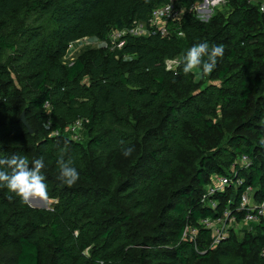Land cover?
Listing matches in <instances>:
<instances>
[{
  "label": "trees",
  "instance_id": "trees-1",
  "mask_svg": "<svg viewBox=\"0 0 264 264\" xmlns=\"http://www.w3.org/2000/svg\"><path fill=\"white\" fill-rule=\"evenodd\" d=\"M169 1L0 0V158H43L56 201L35 208L0 189V264H264V219L215 247L201 223L227 206L240 222L248 187L264 200V0L187 12L164 36L132 32ZM123 31L121 48L64 59L79 39ZM204 41L224 49L212 73L166 69ZM61 154L80 173L71 187ZM219 174L243 183L213 208L203 199Z\"/></svg>",
  "mask_w": 264,
  "mask_h": 264
},
{
  "label": "built area",
  "instance_id": "built-area-1",
  "mask_svg": "<svg viewBox=\"0 0 264 264\" xmlns=\"http://www.w3.org/2000/svg\"><path fill=\"white\" fill-rule=\"evenodd\" d=\"M187 1L188 0H170L165 4L154 8L149 20V27L140 24L132 32L138 35H146L159 31L163 36L167 35V26L170 22L181 21L187 12L197 10V8L202 9V6L204 5L203 3L198 4L197 0H195L191 2L188 7V5H186ZM118 36L120 35H116V33L110 35L111 39H116ZM123 43L124 42L121 41L117 46L121 48ZM177 62H179L178 58L168 59L166 61V69L169 71L177 70ZM47 107L49 108L50 105L47 104ZM244 160H247V158L244 157ZM242 183L243 179L237 177V174L234 177L225 174L213 176L203 200H208V204L211 207L217 208L220 202L215 197L211 196H215L217 193L225 191L229 187H238ZM252 193V187H248L241 195V202L237 207V210L243 212L244 215L237 224H246L249 226L252 223H260L264 219V200L261 202L255 201ZM235 221L236 217L234 212L227 206V208H224L221 217L217 219L205 218L201 223L207 228L212 229L214 237L212 246L215 247L221 241L230 236V231L231 228L234 227ZM197 234L198 231L193 226L188 227V230L186 229V232L184 233L186 237H189L192 240H196ZM260 254L264 258V247Z\"/></svg>",
  "mask_w": 264,
  "mask_h": 264
},
{
  "label": "clouds",
  "instance_id": "clouds-1",
  "mask_svg": "<svg viewBox=\"0 0 264 264\" xmlns=\"http://www.w3.org/2000/svg\"><path fill=\"white\" fill-rule=\"evenodd\" d=\"M222 46H209L207 41L191 46L182 61L177 62V67L182 64L183 74L188 75L194 70H201V75L213 72L217 65V59L223 57ZM132 148L123 149L122 154L128 157L132 154ZM72 161H65L63 154L57 160L59 168L58 179L62 184L71 187L79 179L80 173L72 166ZM45 168L43 158L34 159L30 162L24 156L13 154L10 157L0 158V189H7L14 193L20 201L32 206L33 198L47 200V185L42 169ZM87 256V252L82 253Z\"/></svg>",
  "mask_w": 264,
  "mask_h": 264
},
{
  "label": "rangeland",
  "instance_id": "rangeland-1",
  "mask_svg": "<svg viewBox=\"0 0 264 264\" xmlns=\"http://www.w3.org/2000/svg\"><path fill=\"white\" fill-rule=\"evenodd\" d=\"M227 0H197L198 4H204L202 6V9L197 8V10H192L191 12L197 14L200 19L208 20L213 14L216 13L219 9H224V6L226 5ZM228 9V7L226 8ZM190 12V13H191ZM121 31V30H120ZM116 35H122L125 33L123 32H114ZM120 33V34H119ZM110 36V35H109ZM109 36L106 37V39H102L100 37H85L82 39H79L76 41L73 46H69V49L67 51V54L64 56L65 60H73L77 56L78 53H80L83 49L87 47H105L108 46L110 43L112 45V48L114 45H117L120 43L118 40L120 39V36H118L116 39H109ZM56 202L55 199L47 198V200H43L40 198H33L32 200V206L35 208H50L51 205ZM254 223L250 224L249 226L246 224H235L234 227L231 228L230 233L235 234L238 239H241L243 234L247 230H253L255 228ZM233 226V225H232Z\"/></svg>",
  "mask_w": 264,
  "mask_h": 264
},
{
  "label": "water",
  "instance_id": "water-1",
  "mask_svg": "<svg viewBox=\"0 0 264 264\" xmlns=\"http://www.w3.org/2000/svg\"><path fill=\"white\" fill-rule=\"evenodd\" d=\"M21 120L23 121V123L25 124V126L29 129V132L30 133H33V128L31 127V125L29 124V122L26 119L25 111L22 113Z\"/></svg>",
  "mask_w": 264,
  "mask_h": 264
},
{
  "label": "crops",
  "instance_id": "crops-1",
  "mask_svg": "<svg viewBox=\"0 0 264 264\" xmlns=\"http://www.w3.org/2000/svg\"><path fill=\"white\" fill-rule=\"evenodd\" d=\"M254 194H255V191L253 190V193H252V195H253V198L255 199V197H254ZM256 201V200H255ZM258 202V201H257Z\"/></svg>",
  "mask_w": 264,
  "mask_h": 264
}]
</instances>
